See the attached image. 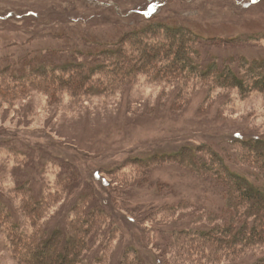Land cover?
<instances>
[{"label":"rangeland","instance_id":"obj_1","mask_svg":"<svg viewBox=\"0 0 264 264\" xmlns=\"http://www.w3.org/2000/svg\"><path fill=\"white\" fill-rule=\"evenodd\" d=\"M151 1L91 0L88 6L85 0H0L2 14L31 7L45 11L41 19L46 17L0 19V67L8 55L52 49L62 51L57 58L73 60L80 51L93 49L92 43H113L135 27L149 26L153 22L147 16L158 14L160 20L190 27L213 41L197 45L205 67L215 60L218 68L232 64L250 74L253 61H264V0H155L147 16L138 15ZM54 10H79L101 18L77 23L54 15ZM117 13L128 20L115 22ZM134 15L140 17L132 19ZM54 76L51 71L47 79ZM96 79L104 83L101 75ZM189 81L182 90L179 81L161 83L144 75L105 95L69 89L0 94V264H20L11 247V226L18 225L13 213L21 215L24 229H34L32 219L20 209L24 195L15 191L21 181L36 196L51 189L54 198L62 200L46 213L51 230L67 225L76 216L74 205L85 196L97 206L96 199H113L114 214L98 206L103 213L100 226H115L107 236L97 234L92 253L102 260L95 264H124L126 257L139 256L148 264H159L161 255L167 261L178 254L174 262L187 257L186 240L206 227L215 228L211 216L199 222L200 215L221 214L226 197L215 177L199 175L171 155L185 145L206 144L223 152L241 172L242 167L232 162L243 163V151L234 143L237 133L264 135L263 92L219 88L199 74ZM97 172L112 186L106 187ZM261 258L264 247L221 263H211L197 250L186 264H255Z\"/></svg>","mask_w":264,"mask_h":264},{"label":"trees","instance_id":"obj_2","mask_svg":"<svg viewBox=\"0 0 264 264\" xmlns=\"http://www.w3.org/2000/svg\"><path fill=\"white\" fill-rule=\"evenodd\" d=\"M86 1L84 3L89 6L91 0ZM154 1L148 2L143 12L138 11V15L148 14L147 11H150ZM255 2L258 3L257 0ZM42 12L45 13L31 7L23 12L9 10L4 14L0 13V19L8 21L17 17L40 20L43 17ZM88 14L79 10H54V15H61L77 23H81L86 17L90 18V21L101 18L99 15ZM117 14L118 19L115 16L112 18L116 19L115 22L128 20V17ZM138 15L132 16V19L139 18ZM159 15H146L147 21L153 22L149 26H142L141 29L135 27L113 43H92L93 49L89 52L80 51L82 55H73V60L70 61H65V56L57 58L62 51L56 49L24 53L20 57L8 55L5 58L6 65L0 67V94L23 96L32 93L31 89L53 92L69 89L75 94L105 95L128 84H135L144 75L161 83L179 81L178 85L184 90L189 87V80L195 74L201 75L205 80H212L219 88L233 87L243 92L257 89L264 93V61H253L250 74L241 71L242 67L237 70L232 64L218 68L219 61L215 60L212 65L205 67L204 58L197 45L213 41L200 36L190 27L174 26L166 20H160ZM51 71L55 76L49 80L47 75ZM99 75L104 83L96 79ZM242 133H237L234 143L243 151V163L230 160L242 167L241 172L234 170L223 156V152L206 144L185 145L174 154L175 156L171 155L175 159H181L191 171L215 177V184L224 188L226 205L221 214L207 211L200 215L199 222H205L203 219L211 216L209 221L215 228L206 227L203 232H198L194 239L186 240L183 245L189 249L187 257L174 262L173 259L178 254L167 261L163 260V255L160 254L161 256L157 257L159 264H186V259L194 256L197 250L203 252V257L211 263H221L224 258L235 259L247 250L257 251L264 247V135L247 137ZM167 156L158 155L156 158L165 159ZM96 177L103 179L98 172ZM103 183L106 187L112 186L111 180L103 179ZM27 184L21 181L20 187L15 191L24 195L20 209L28 220L32 219L31 226L34 229H24L21 215L16 216V212L13 215L18 225L11 226L10 231L11 247L19 258V263L95 264L94 260H102L92 253L98 244L97 234L106 232L107 236V231L115 224L100 226L99 215L103 213L98 206L109 208L114 214L116 207L113 205V199L102 197V202L96 199L97 206L91 196H85L82 202L73 207L76 216L70 218L67 225L60 228L59 224L51 230L53 227H49L45 221L48 217L46 213L57 207L62 200L54 198L51 189L42 196H36L35 191ZM25 190L28 191L24 192ZM116 211L120 216L123 215L118 208ZM144 259V256L134 260L126 257L124 264H148ZM151 262L155 264L156 260ZM255 264H264V258Z\"/></svg>","mask_w":264,"mask_h":264}]
</instances>
